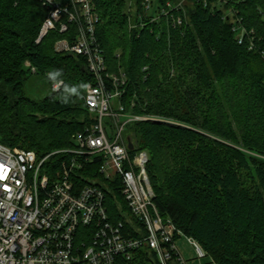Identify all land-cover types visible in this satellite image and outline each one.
Returning a JSON list of instances; mask_svg holds the SVG:
<instances>
[{
	"label": "trees",
	"instance_id": "trees-1",
	"mask_svg": "<svg viewBox=\"0 0 264 264\" xmlns=\"http://www.w3.org/2000/svg\"><path fill=\"white\" fill-rule=\"evenodd\" d=\"M93 1L108 70L126 77V111L156 119L126 129L130 154L149 155L158 212L212 263L264 264V0ZM46 16L39 0H0V140L40 158L77 146L94 83L84 57L55 51L67 35L37 42ZM34 75L50 88L38 100L27 94ZM70 158L51 163L58 169ZM89 170L77 182L103 181ZM109 185L111 221L130 219L120 188Z\"/></svg>",
	"mask_w": 264,
	"mask_h": 264
},
{
	"label": "built area",
	"instance_id": "built-area-1",
	"mask_svg": "<svg viewBox=\"0 0 264 264\" xmlns=\"http://www.w3.org/2000/svg\"><path fill=\"white\" fill-rule=\"evenodd\" d=\"M39 1L47 16L37 42L57 31L68 38L58 40L55 51L87 61L94 80L84 96L89 124L74 136L75 148L42 158L0 140V264H140L141 252L144 264H189L177 246L182 232L154 203L148 153L131 155L128 149L127 125L156 119L126 111V77L121 70H108L96 36L99 15L94 1ZM232 22L233 31L241 30L237 35L242 43L245 30L239 19ZM62 86L55 81L52 90L59 92ZM60 154L72 158L56 169L51 159ZM87 167L103 181L77 182L76 175ZM109 184L120 188L130 219L111 221L106 205ZM187 240L198 259L206 257L197 241Z\"/></svg>",
	"mask_w": 264,
	"mask_h": 264
},
{
	"label": "rangeland",
	"instance_id": "rangeland-1",
	"mask_svg": "<svg viewBox=\"0 0 264 264\" xmlns=\"http://www.w3.org/2000/svg\"><path fill=\"white\" fill-rule=\"evenodd\" d=\"M49 89L47 77L34 75L27 87V94L30 98L38 100L45 97L49 93ZM128 133L129 130L127 128L124 133L127 140H129L127 137ZM177 246L185 259L189 261V264H216L212 263L207 257L198 259L196 250L185 237L177 240Z\"/></svg>",
	"mask_w": 264,
	"mask_h": 264
},
{
	"label": "water",
	"instance_id": "water-1",
	"mask_svg": "<svg viewBox=\"0 0 264 264\" xmlns=\"http://www.w3.org/2000/svg\"><path fill=\"white\" fill-rule=\"evenodd\" d=\"M134 144L132 143V141L128 140V149L133 151L134 150Z\"/></svg>",
	"mask_w": 264,
	"mask_h": 264
},
{
	"label": "clouds",
	"instance_id": "clouds-1",
	"mask_svg": "<svg viewBox=\"0 0 264 264\" xmlns=\"http://www.w3.org/2000/svg\"><path fill=\"white\" fill-rule=\"evenodd\" d=\"M56 75H59V73L57 72Z\"/></svg>",
	"mask_w": 264,
	"mask_h": 264
}]
</instances>
